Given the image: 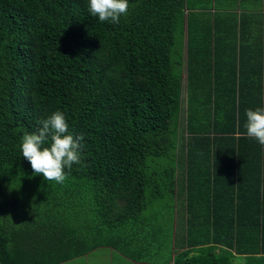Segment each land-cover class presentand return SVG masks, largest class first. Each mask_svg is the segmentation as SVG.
<instances>
[{"label":"trees","instance_id":"1","mask_svg":"<svg viewBox=\"0 0 264 264\" xmlns=\"http://www.w3.org/2000/svg\"><path fill=\"white\" fill-rule=\"evenodd\" d=\"M230 2L128 0L113 24L88 0H0V264L100 245L264 264V146L244 127L264 108V19ZM57 110L84 136L61 184L21 151Z\"/></svg>","mask_w":264,"mask_h":264},{"label":"clouds","instance_id":"2","mask_svg":"<svg viewBox=\"0 0 264 264\" xmlns=\"http://www.w3.org/2000/svg\"><path fill=\"white\" fill-rule=\"evenodd\" d=\"M128 0H88L89 12L100 22L118 24L128 11ZM246 134L264 146V108L246 110ZM35 132H25L21 151L35 174H42L46 181L61 184L66 179L65 168L81 163V149L84 136L69 131V124L63 112L57 110L47 119L40 121ZM51 141L50 147L44 146ZM43 146V147H42Z\"/></svg>","mask_w":264,"mask_h":264},{"label":"rangeland","instance_id":"3","mask_svg":"<svg viewBox=\"0 0 264 264\" xmlns=\"http://www.w3.org/2000/svg\"><path fill=\"white\" fill-rule=\"evenodd\" d=\"M18 212L22 213V210ZM17 216H20V214H17ZM165 227L171 228V224H166ZM142 233L146 234L147 232L144 230ZM100 246L101 247L97 248L87 255L63 262L61 264H170L171 262L169 251L165 252L166 250H168L167 246H162L159 249L154 248L153 250L151 249L150 251H145L144 254H147L146 257L149 261L137 262L135 260H130L127 256L125 257V254H123L121 251H115L110 247H105V245ZM134 247L137 248L136 246ZM237 262L239 263L240 260H237Z\"/></svg>","mask_w":264,"mask_h":264},{"label":"crops","instance_id":"4","mask_svg":"<svg viewBox=\"0 0 264 264\" xmlns=\"http://www.w3.org/2000/svg\"><path fill=\"white\" fill-rule=\"evenodd\" d=\"M229 4L230 6L224 5V8L228 7L230 8V10H235V12H237L238 15H240L241 13L252 14V16H249L248 21L256 17L264 19V0H232V2H230ZM263 47H264V40H263ZM176 215H177V219L175 220L173 226L174 234L175 232L178 233L179 230H182L183 227L182 223L184 220L183 210L176 212ZM110 248L116 251L115 248L112 247Z\"/></svg>","mask_w":264,"mask_h":264}]
</instances>
